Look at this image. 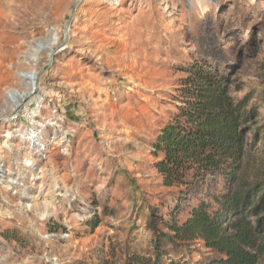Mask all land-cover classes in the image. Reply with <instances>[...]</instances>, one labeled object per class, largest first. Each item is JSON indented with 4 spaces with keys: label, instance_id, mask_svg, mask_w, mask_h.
Segmentation results:
<instances>
[{
    "label": "rangeland",
    "instance_id": "rangeland-1",
    "mask_svg": "<svg viewBox=\"0 0 264 264\" xmlns=\"http://www.w3.org/2000/svg\"><path fill=\"white\" fill-rule=\"evenodd\" d=\"M196 62L247 103L230 191L264 185V0H0V264H123L154 239L162 264L210 253L161 221L216 212L229 184L167 187L155 167Z\"/></svg>",
    "mask_w": 264,
    "mask_h": 264
},
{
    "label": "trees",
    "instance_id": "trees-1",
    "mask_svg": "<svg viewBox=\"0 0 264 264\" xmlns=\"http://www.w3.org/2000/svg\"><path fill=\"white\" fill-rule=\"evenodd\" d=\"M185 72L187 77L178 97L181 104L154 146L155 154H160L156 170L167 187L194 185L205 176L219 174L230 189L217 198L219 208L214 213L203 202L182 224L178 221L179 207L170 211L169 219H162L161 224L176 242L202 241L210 250L194 263L176 256L168 258L167 264H259L264 185L230 191L245 155L247 103L231 96L226 73L198 62ZM253 219H257V226L253 225ZM97 224L91 222L90 226L95 229ZM161 246L154 239L151 245L154 257L138 249L127 254L123 264H162Z\"/></svg>",
    "mask_w": 264,
    "mask_h": 264
},
{
    "label": "bare ground",
    "instance_id": "bare-ground-1",
    "mask_svg": "<svg viewBox=\"0 0 264 264\" xmlns=\"http://www.w3.org/2000/svg\"><path fill=\"white\" fill-rule=\"evenodd\" d=\"M105 1V0H104ZM108 2V1H107ZM103 3V2H102ZM100 4H101V2H100ZM45 5V4H44ZM10 48V47H9ZM3 51L5 50V47H4V49H2ZM12 50H13V48H12ZM6 53H7V51H6ZM10 53V52H9ZM11 53H12V51H11ZM13 54H14V52H13ZM11 55V54H10ZM13 56V55H12ZM12 56H10V58H12ZM14 57V56H13ZM6 59V58H5ZM7 59H9V57L7 58ZM13 59H15V58H13ZM4 64V62L2 61V65ZM3 68V67H2ZM9 72V71H8ZM1 73H2V71H1ZM4 75V74H3Z\"/></svg>",
    "mask_w": 264,
    "mask_h": 264
}]
</instances>
